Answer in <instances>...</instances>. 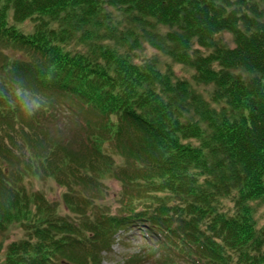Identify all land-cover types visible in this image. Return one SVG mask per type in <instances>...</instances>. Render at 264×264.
<instances>
[{
  "label": "trees",
  "instance_id": "obj_1",
  "mask_svg": "<svg viewBox=\"0 0 264 264\" xmlns=\"http://www.w3.org/2000/svg\"><path fill=\"white\" fill-rule=\"evenodd\" d=\"M28 20L29 34L18 28ZM159 25L169 31L149 35ZM221 31L235 47L217 41ZM78 35L88 49L69 47ZM146 36L191 64L197 86L213 85L210 98L156 56L136 62L123 49ZM0 37L30 56L0 78L3 264H104L116 235L132 229L187 264H264V227L252 216L264 203V0H0ZM195 42L209 52L190 50ZM17 88L22 100L9 106ZM44 94L94 115L83 147L50 131L55 106L33 103ZM108 176L123 185L115 210L104 200ZM31 177L56 180L61 200L27 187ZM230 196L234 212L219 210ZM15 225L25 233L6 247Z\"/></svg>",
  "mask_w": 264,
  "mask_h": 264
},
{
  "label": "rangeland",
  "instance_id": "obj_2",
  "mask_svg": "<svg viewBox=\"0 0 264 264\" xmlns=\"http://www.w3.org/2000/svg\"><path fill=\"white\" fill-rule=\"evenodd\" d=\"M115 14L119 16V18L123 15L121 11L115 9ZM35 21L34 20H28L24 23H18V28L25 31L26 33H30L35 28ZM58 25V23H57ZM149 30H151L150 34L152 37L159 36V35H165L169 28L165 25H159L153 27H149ZM140 30L141 38L144 37L145 32ZM143 34V35H142ZM147 35V36H149ZM145 37V39L142 42V46L139 48L134 47L132 42L130 41L129 44L124 43L123 49L127 52L128 55L133 57L136 62H145L146 59L157 57L160 65L162 66L163 70H172L174 73V76L178 79H183L192 82L195 84L193 80V76L195 74L194 67L189 63L184 62H178L175 60V58L164 51L157 49L155 46H153L150 43V40L148 37ZM79 35L72 41L69 47L74 49H88V46L84 45L83 43H79L78 40ZM217 38V41L219 40L221 44H224L228 47H235V38L233 33L228 31H221L218 34L215 35ZM140 38V39H141ZM7 40L9 39L0 37V78L2 74V70H7L9 68V65L11 64L13 60L16 59H28L29 53L27 48H24L18 44L16 45H10L7 43ZM133 46V47H132ZM201 49L202 53H208L209 50H207L204 47H200L197 45V43H193V46L191 49L195 48ZM147 62V61H146ZM7 63L9 65H7ZM196 85V84H195ZM197 86V85H196ZM198 90H200L204 95L209 99L211 90L213 89V85H198ZM23 89L17 88L14 90L16 93V100H12L9 102V106H14L17 101H21L22 99H18V97H21ZM42 99V101H40ZM34 106L37 107H45V105L48 106H55V118L53 117V123L52 127H50V131L57 132L62 131L61 133L64 135H71L72 139L75 140V146L78 147V145L82 146L81 138L86 134V125L85 122L87 119L95 118L93 114L86 113L85 111L81 110L79 106H77L76 103L72 102H65L64 99H62L59 95H54L52 97L48 96L47 94H44V97L37 98L36 100L33 99ZM68 103L73 104L70 108H68ZM7 105V106H8ZM64 105V106H63ZM193 144L199 145L200 142L198 139L191 140ZM107 148V152H112L120 163L124 162V159L119 156L118 152L115 151L114 145L110 143H104ZM108 145V147H107ZM83 147V146H82ZM27 187L31 188L32 190H41L45 193V195L53 200V201H60L61 200V194L65 190L63 187L59 186L56 180L53 179H33L28 178L27 181ZM105 187L107 188L104 200L109 203L112 208L115 210L120 205L121 200V194L123 193V185L120 182L119 179L108 176L104 180ZM234 197H226L222 198L220 202V209L223 211H228V213H233L235 210L233 199ZM256 209L252 211V216L256 222V227L261 228L264 227V203L263 202H256L255 203ZM62 207V213H66V210L64 208V205H61ZM25 233V230L20 228L19 225L11 226L5 233L4 236H6L5 246L18 238H21L23 234ZM173 252V251H172ZM171 251L168 250H150L146 240L141 235L139 229H132L128 232H120L118 235H116L112 248L108 251L103 252V263L104 264H126V260L129 256L132 254H138L141 257L140 262L137 264H165V261H170L169 258L174 259L175 261H178L179 264H187L184 261L180 260L181 258H177L175 256H172ZM3 258L0 260V264H3L2 262Z\"/></svg>",
  "mask_w": 264,
  "mask_h": 264
}]
</instances>
